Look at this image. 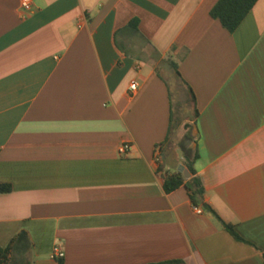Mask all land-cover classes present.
Returning <instances> with one entry per match:
<instances>
[{"label":"crops","instance_id":"obj_1","mask_svg":"<svg viewBox=\"0 0 264 264\" xmlns=\"http://www.w3.org/2000/svg\"><path fill=\"white\" fill-rule=\"evenodd\" d=\"M216 1L0 0L1 247L25 230L30 264H264V0L233 32ZM157 147L244 241L165 192Z\"/></svg>","mask_w":264,"mask_h":264},{"label":"trees","instance_id":"obj_2","mask_svg":"<svg viewBox=\"0 0 264 264\" xmlns=\"http://www.w3.org/2000/svg\"><path fill=\"white\" fill-rule=\"evenodd\" d=\"M257 0H217L209 11L212 18L218 19L229 32H233L245 18ZM130 26L136 27V19L129 22ZM189 89V101L194 114L196 113L195 96ZM170 129V128H169ZM185 167L190 172L186 179L181 171L177 169L171 172H163V165L158 163V174L162 177V186L165 192H171L180 186L185 187L190 202L193 206L201 207L202 210L210 212L214 218L225 228L235 239L244 241L235 231L232 224L225 222L204 200V187L200 177L196 174L192 162H186ZM9 183H0V193L11 191ZM32 243L25 230L18 232L6 247L0 246V264H30L29 251ZM182 260H169L153 264H182Z\"/></svg>","mask_w":264,"mask_h":264},{"label":"built area","instance_id":"obj_3","mask_svg":"<svg viewBox=\"0 0 264 264\" xmlns=\"http://www.w3.org/2000/svg\"><path fill=\"white\" fill-rule=\"evenodd\" d=\"M20 9L23 13H29L32 10L33 7V0H20ZM130 89L131 90H136L137 89V85L135 82L130 84ZM131 148L130 143H122L119 148L118 151L120 154H125L129 149ZM155 161L157 163H159L161 161V156H160V150L159 147L156 148V153H155ZM195 211H197L198 213L202 212V208L198 207V206H194ZM64 253L63 251L56 249L53 251L52 257L55 259H60L63 258Z\"/></svg>","mask_w":264,"mask_h":264},{"label":"rangeland","instance_id":"obj_4","mask_svg":"<svg viewBox=\"0 0 264 264\" xmlns=\"http://www.w3.org/2000/svg\"><path fill=\"white\" fill-rule=\"evenodd\" d=\"M161 72L167 79V82L171 89V97H172V105H173L174 113L178 109L179 115H181L182 117L191 115L190 108H188V105H186L182 96L178 94V87H176V80H175V76L173 75L172 68L169 70L162 69ZM177 83H180V82L177 80Z\"/></svg>","mask_w":264,"mask_h":264},{"label":"water","instance_id":"obj_5","mask_svg":"<svg viewBox=\"0 0 264 264\" xmlns=\"http://www.w3.org/2000/svg\"><path fill=\"white\" fill-rule=\"evenodd\" d=\"M177 170L181 171L186 179H188L190 177V172L187 168L184 167V165L180 164L177 167Z\"/></svg>","mask_w":264,"mask_h":264}]
</instances>
